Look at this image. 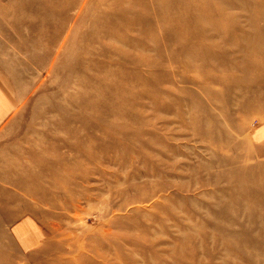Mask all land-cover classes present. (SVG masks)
<instances>
[{"label":"rangeland","instance_id":"rangeland-1","mask_svg":"<svg viewBox=\"0 0 264 264\" xmlns=\"http://www.w3.org/2000/svg\"><path fill=\"white\" fill-rule=\"evenodd\" d=\"M0 68V264H264V0H0Z\"/></svg>","mask_w":264,"mask_h":264},{"label":"crops","instance_id":"crops-1","mask_svg":"<svg viewBox=\"0 0 264 264\" xmlns=\"http://www.w3.org/2000/svg\"><path fill=\"white\" fill-rule=\"evenodd\" d=\"M18 93L16 86L10 79L1 72L0 68V127L6 122L17 110ZM25 230L20 231V239L24 247L30 242V235L26 236Z\"/></svg>","mask_w":264,"mask_h":264}]
</instances>
